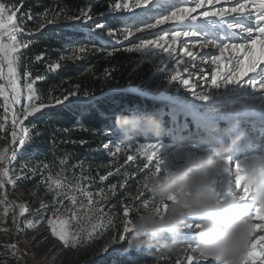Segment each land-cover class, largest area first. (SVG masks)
I'll return each instance as SVG.
<instances>
[{"label": "snow or ice", "instance_id": "obj_1", "mask_svg": "<svg viewBox=\"0 0 264 264\" xmlns=\"http://www.w3.org/2000/svg\"><path fill=\"white\" fill-rule=\"evenodd\" d=\"M100 0H87L86 4L79 7L73 12H67L64 9L56 12L51 19H47V13L44 18L38 23L35 30L28 29L24 18L18 19L20 6L16 4H7L4 0H0V80L6 79L5 83H0V97L4 101V111L7 113L10 104L15 105L20 103L23 91L19 89L20 74L18 72L20 58L24 55L20 49L28 48L30 41L18 39L21 35H33L35 32L43 30L50 24H55L62 16L65 21V26L73 32H84L85 38L89 42H99L101 46L110 47L112 50L107 51V56H113L115 51L120 49L115 48V44L122 43L128 40L129 37L135 36L136 33H143L146 29H154L160 25H169L167 28H162L160 33H153L156 39L144 40L142 37L141 43L133 47L124 48L123 51H140L142 49H160L167 54L168 57H173L176 52L175 47H165V45H177L182 50L184 56L190 58L180 60L185 71H188L189 65L199 56L202 63H207L209 67L215 65V71L211 72V84L216 85L220 82H244L253 87H262L261 82L253 80L252 75L260 70H264V0H183L179 4H170L169 0H111L106 11H101L98 14L94 12V5ZM199 10V11H198ZM109 12V15H105ZM28 20L33 19L31 13H27ZM154 19V23L150 22ZM169 22H174L169 24ZM123 25V26H121ZM141 25H144L141 27ZM7 41V42H6ZM218 51V55L213 51H208L202 55L194 49L209 48ZM92 50H99L93 45ZM88 51L87 45H78L72 49V56L67 59H78V53L83 54ZM228 53V55H225ZM208 58L205 60V58ZM35 61L44 60V54L37 55ZM60 59H65L61 56ZM6 66V74H5ZM49 70H56L60 67L58 62L46 65ZM199 67V65H198ZM191 75V74H190ZM24 89L27 95L26 103L22 105V109L15 112L11 121V145L9 147L0 148V190L5 189V184L15 185L16 179L27 180L36 175L39 171L41 174L40 183L44 185L45 191L53 194L54 200L51 205L41 201L40 206L36 209L37 212H45L49 208L52 209V216L47 218V224L51 228L53 236L57 237L62 244L67 247H76L80 243L81 238L93 239V232L97 229L108 230L109 226L114 227L112 219L105 217L106 223L101 222L98 225H93L92 230L82 229L87 235L81 237L78 233H70L65 222L57 223L59 205H63L67 199L72 206L77 205L76 195H68L69 191L75 192L81 190L79 185H70L66 178H62L59 173L55 177L49 173H44L49 169V165L44 163L42 166L31 167L22 165L21 175L13 178L10 175V166L17 158L18 149L23 150L32 139L31 132L35 126L30 129L24 126L23 120L32 116L35 113L41 112L42 109L62 105L68 101L73 95V89L68 88L63 91L60 96L50 97L47 102L38 93L34 84L36 81L43 79L42 77H32L31 72L25 70ZM247 77V79H245ZM172 79L180 80L185 86L190 88L200 87L199 82L190 84L188 79L179 76V73L172 75ZM201 81L207 83L205 77L201 75ZM10 89V91H9ZM7 93V95H6ZM23 118V119H22ZM5 125L0 122V129H4ZM19 129V131H18ZM67 131V130H66ZM7 130L4 132L6 137ZM39 134V133H37ZM81 144L85 141H80ZM102 148L111 153L115 158L117 154H125V163L133 161L137 157L138 173H145L143 182L138 185L135 199L144 207L150 205V198L141 200L144 192H150L149 180L151 177H158L167 173L162 167V162L158 158L159 145L145 144L123 147L117 146L110 148L109 145L103 144ZM130 153V154H129ZM142 157V159H140ZM60 164H66V160L61 159ZM223 170L231 177L228 187L218 201L222 202L233 193H238V198L241 201L251 198L254 180L250 177L256 173L264 172V168H258L256 162H240L233 161L230 157L223 158ZM112 173L109 172V175ZM107 177L101 176L104 180ZM131 178V174H126L125 181ZM125 184L121 183L120 187ZM116 185H112L109 191L114 195ZM103 191V190H101ZM87 196V206L89 212H96V218L99 219L101 213L98 208H92L94 204L91 193H83ZM106 199V197H104ZM170 201H175L174 194L168 198ZM99 205V201L95 202ZM0 204H4L3 213L0 214V221L8 215V201L6 193L0 195ZM13 208H19V214L24 216L28 212L26 205H12ZM81 207H84L81 204ZM167 204L157 205V213L166 212ZM136 208L123 207L122 233L118 237H113L111 244L113 245L111 252L105 247L103 253H108L105 256L101 254L97 264H112L116 259L121 260V264H135V258L130 256L123 247L126 241V234L132 232V219L130 212ZM76 213L73 212V218H76ZM55 218V219H54ZM43 217L40 221L35 219H26L24 226L27 229L37 227L38 223L43 222ZM246 221L248 226V239L245 250L239 254L236 264H264V205L259 203L254 204V207L248 212ZM13 223H16L15 214L13 215ZM91 223V219H89ZM203 227V224L188 225L194 232H197ZM19 230V225H17ZM103 235V232H100ZM12 250L13 256L16 255V245L6 246ZM197 244H186L182 248L183 260L177 261V264H201V261H208L198 258L196 252ZM231 264V262H226Z\"/></svg>", "mask_w": 264, "mask_h": 264}, {"label": "rangeland", "instance_id": "obj_2", "mask_svg": "<svg viewBox=\"0 0 264 264\" xmlns=\"http://www.w3.org/2000/svg\"><path fill=\"white\" fill-rule=\"evenodd\" d=\"M86 2L87 0H80L76 2V5L79 3V7H81ZM169 2L170 4H179L183 0H169ZM110 3L111 0H100L98 4L94 5L93 10L94 12L106 11ZM75 10H77V7L74 8ZM109 14V12H105V15ZM60 19L64 21L63 17H60ZM150 22L154 23L155 21L150 19ZM171 23L174 22H169V24ZM143 26L141 25V27ZM167 27L169 25L146 29L143 33H136L135 36L129 37L128 40L115 44V48L120 50L115 51L113 56L110 57L106 55V52L112 49L101 46L97 42L96 48L99 49L98 59L95 61L94 66L88 67L82 76L69 82L74 94L66 102L72 101L83 106L93 107L98 103L97 100L101 102L102 99H113L121 94H128L137 98L136 104L128 107L122 113H116V116L117 114L122 116L154 115L163 125L162 134L156 137L146 133H137L126 141L123 134L116 129L117 135L115 139L111 138L107 145L113 148V151L117 146L159 145L158 158L162 162L161 167L166 172L188 167L192 163L193 156L198 153L216 151L229 145H231V150L227 157H230L233 161L244 163L264 160V86L257 88L244 82L227 81L210 85L211 72L215 71L216 66L211 65L209 67L207 63H202L198 59L189 65L188 71H185L179 61L190 58L184 56L179 44L165 45V47L176 48V52L173 54V57L175 56L174 59L177 58L176 61H172L173 57H168L160 49L123 51L124 48L133 47L141 43L142 41L139 37L147 40L156 39V36L152 35L153 33L164 35L161 29ZM86 42V45L93 48L95 41L89 42L87 40ZM198 49H194V51L197 52ZM208 51L219 54L211 46L200 49L199 53L202 55V53ZM225 55H228V53H225ZM207 59L206 57L205 60ZM125 71L128 72L129 77L123 81L122 77ZM177 72L180 77L188 79L190 84L199 82L201 86L192 89L185 86L180 80L172 79V75ZM201 75L205 77L206 84L201 81ZM249 75H252L253 80L259 81L264 85V70L254 74L250 73ZM19 89L23 91L24 95L21 96L20 103L10 104L12 117L26 103L27 92L21 88L20 84ZM27 119H24L23 122ZM11 121L12 118L11 120L6 119L5 124L8 130H11ZM9 146H14L11 145V141L7 147ZM23 152L24 149H18V154H23ZM119 156L126 159V155L123 153L117 154L116 157ZM137 166V157H134L133 161L120 165L111 172L117 179V183L114 184L116 185L114 195L109 191L111 186L107 189H102L103 191L99 190L92 193L86 190L83 192L92 194L94 204L91 207L94 209L98 208L99 213H101L99 219L96 218L97 213L95 211H88L87 196L83 194L84 207L80 206L74 209L77 217L73 219L67 214L64 218H59L57 223L64 221L65 227L70 233H78L81 237H84L87 232H82V229L92 230L93 225H98L101 222L106 223L105 217L107 215L103 208L110 199H117L118 204L122 207H138L140 204L135 199V196L125 195L123 187H120L121 183L125 185L134 183V189L137 191L138 185L143 182V177L147 172L145 170V173H138ZM16 172L13 178L21 175V169ZM126 174H131V178L127 181H125ZM230 179L231 177L223 170V165L220 174L214 175L210 179V184L214 183L213 188L218 199L223 195V188L228 187ZM24 182L25 180L16 179L14 186L10 184L11 189L6 183L5 189L0 190V195L6 193L8 201V215L0 221V264H68L66 252L74 247H65L57 237L52 235L51 228L47 224V213L45 212L38 216V212L32 207L30 193L24 188ZM150 196L151 193L145 191L140 199L150 198ZM96 201L100 202L99 205H96ZM242 204L250 212L255 202L249 198L242 201ZM12 205H26L28 212L21 216L19 208H13ZM4 208L5 205L0 204V214L3 213ZM14 214L16 223H13ZM134 216L135 212H130V219L133 220ZM41 217L44 218L43 222L38 223L37 227L33 229L25 228L24 222L26 219L40 221ZM89 219H91V223H89ZM195 224H202V221L189 217L188 225ZM17 225H19V230ZM113 225L115 227L114 223ZM114 227L109 226L107 231L97 229L93 232V239L81 238L80 243L76 247H91L95 250V255L91 256L92 259L88 262L100 260L105 247H108L109 252H111L113 247L111 244V232H113ZM100 232H103V235H100ZM131 234H126V241L123 244L124 248L127 238ZM195 236L196 232L191 228H187L181 234L180 245L177 247L183 248L186 244L196 243ZM12 244L17 246L15 256H13L12 250L6 247ZM97 252L99 253L97 254ZM127 252L130 256H138L143 252H152L155 256H158L159 260H162L164 256H168L164 247L161 246L148 250L134 249ZM103 254L105 256L108 255V253ZM176 256H178L177 264V261L183 260V253L178 252ZM201 264H216V262L209 259L208 261H201Z\"/></svg>", "mask_w": 264, "mask_h": 264}, {"label": "trees", "instance_id": "obj_3", "mask_svg": "<svg viewBox=\"0 0 264 264\" xmlns=\"http://www.w3.org/2000/svg\"><path fill=\"white\" fill-rule=\"evenodd\" d=\"M79 1L4 0L10 5L20 6L22 4L17 14L18 19L23 17L27 28L33 30L37 28L45 13H47L46 18L51 19L61 9L69 13L73 12L75 7L78 9L79 3L76 5V2ZM29 12L33 17L31 20L26 17ZM95 13L98 14L99 12L96 11ZM18 38L31 42L28 48L21 50L24 55L20 58L18 67L20 86L24 89L23 73L25 70L31 72L33 78L42 77L43 79L36 81L34 87L45 102L50 97L60 96L64 90L70 88L69 82L82 76L88 67L94 66L99 56L97 55L99 50L94 51L92 47L87 45L88 51L81 55L78 53V59H67V57L72 56L74 47L81 44L86 45L87 40L83 32L70 31L62 19L33 35H21ZM96 43L93 44L95 47ZM41 53L44 54V60L35 61L34 58ZM61 56L65 59H60ZM53 62H58L60 67L56 70H49L46 65ZM128 77V72L125 71L122 80L125 81ZM105 99H102L101 102L97 100L98 103L93 107L83 106L72 101L65 102L62 105L45 108L23 122L24 126L30 129L35 126V128L31 132L32 139L25 146L23 154H17L16 160L10 166L12 177L17 173L16 171L19 172L22 165L31 168L47 163L49 169L44 175L51 173L55 177L59 173L62 178L67 179L70 185H79L81 189L68 192V195H76L77 205L72 206L65 199L63 205L58 206L60 208L59 218H64L67 214L73 218L72 213L76 211L74 209L83 204L84 191L88 190L93 193L116 184V177L112 174L109 175V172L125 164L124 157L114 158L102 148V145L111 141V138L115 139L117 135L114 123L116 113H122L128 107L136 104L137 98L128 94H121L113 99ZM11 113L10 107L7 113L4 111V101L1 97L0 122L4 123L5 128L0 129V148L7 147L11 141V130H8L5 124L6 119L11 120ZM5 130L8 132L6 137L4 136ZM80 141H85V143L81 144ZM61 159L66 160V164L61 165ZM29 176L30 178L24 182V188L30 193L34 210L39 208L41 201L51 205L54 197L52 193L46 192L44 185L40 183V172L38 171L34 176L29 174ZM101 176L107 178L101 180ZM8 185L11 189L10 184ZM123 190L125 195L136 196L134 183L126 184ZM103 209L106 212V217H112L115 224L111 237H118L122 233L123 207L114 198L107 201ZM45 212L48 218L52 216L51 208ZM45 212H38V216ZM164 250L168 256H164L162 260H159L158 256L152 252H143L132 257L135 258V264H176L178 252H168L166 248ZM94 255V248L74 247L67 250L66 261L68 264H97L99 260L88 262ZM112 264H121V260L116 259Z\"/></svg>", "mask_w": 264, "mask_h": 264}, {"label": "clouds", "instance_id": "obj_4", "mask_svg": "<svg viewBox=\"0 0 264 264\" xmlns=\"http://www.w3.org/2000/svg\"><path fill=\"white\" fill-rule=\"evenodd\" d=\"M114 123L126 141L137 133L158 137L163 132L162 123L151 114H117ZM230 150L231 145L212 152L198 153L193 156L188 167L151 177L150 205L144 207L141 204L134 210L132 234L127 238L125 250H148L161 246L168 252L182 253V248L177 246L191 217L203 224L195 236L196 252L201 254L198 258L211 259L216 264H236L239 254L246 248L248 211L238 198V193L219 202L209 182L214 175L220 174L223 158L227 157ZM256 166L264 168V160L257 161ZM250 180H254L252 200L264 205V172L253 174ZM172 194L176 197L174 202L168 199ZM163 204L168 205L167 211L158 214L156 206Z\"/></svg>", "mask_w": 264, "mask_h": 264}, {"label": "bare ground", "instance_id": "obj_5", "mask_svg": "<svg viewBox=\"0 0 264 264\" xmlns=\"http://www.w3.org/2000/svg\"><path fill=\"white\" fill-rule=\"evenodd\" d=\"M199 51H200V48L197 50V52H199ZM202 54H203V53H202ZM174 57H175V56H174ZM174 57H173V60H172V61H174V60L176 61V60H177V58H175V59H174ZM198 59H200V58H199V57H197V59H196V60H198ZM196 60H195V61H196ZM196 73H197V72H196ZM211 185H212V187H213L214 183H212ZM225 190H226V188H223V190H222V193H224V192H225Z\"/></svg>", "mask_w": 264, "mask_h": 264}, {"label": "water", "instance_id": "obj_6", "mask_svg": "<svg viewBox=\"0 0 264 264\" xmlns=\"http://www.w3.org/2000/svg\"><path fill=\"white\" fill-rule=\"evenodd\" d=\"M3 81V83H5L6 84V79L5 80H2ZM6 188H7V186H6Z\"/></svg>", "mask_w": 264, "mask_h": 264}]
</instances>
